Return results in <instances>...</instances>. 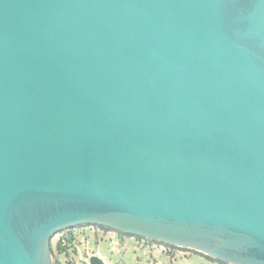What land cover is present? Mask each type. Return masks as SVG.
I'll use <instances>...</instances> for the list:
<instances>
[{
    "label": "water",
    "instance_id": "95a60500",
    "mask_svg": "<svg viewBox=\"0 0 264 264\" xmlns=\"http://www.w3.org/2000/svg\"><path fill=\"white\" fill-rule=\"evenodd\" d=\"M80 225L264 264V0H0V264Z\"/></svg>",
    "mask_w": 264,
    "mask_h": 264
},
{
    "label": "rangeland",
    "instance_id": "374dc122",
    "mask_svg": "<svg viewBox=\"0 0 264 264\" xmlns=\"http://www.w3.org/2000/svg\"><path fill=\"white\" fill-rule=\"evenodd\" d=\"M81 228H74L75 232L83 236L88 234L89 237L78 235L80 243H72L73 245L66 252L57 249L56 258L60 264H87L88 261L90 262V257L94 255L103 259L105 264H191L179 260V257L186 253L174 250V253L178 255L169 257L172 249L157 242L138 241L137 236L121 234L113 230L107 231L103 228L98 229L93 226ZM96 234L99 235L98 239L95 238ZM115 234L124 241V244H121L122 247L119 246L120 241ZM60 236V234L55 235L54 241ZM89 238L90 241H88ZM197 262H199L198 259ZM208 264L219 263L211 261Z\"/></svg>",
    "mask_w": 264,
    "mask_h": 264
},
{
    "label": "trees",
    "instance_id": "16d2710c",
    "mask_svg": "<svg viewBox=\"0 0 264 264\" xmlns=\"http://www.w3.org/2000/svg\"><path fill=\"white\" fill-rule=\"evenodd\" d=\"M77 227H82L81 229L85 228L86 226H83V225H80V226H77ZM94 228H103L104 230H112V229H109V228H106V227H102V226H93ZM76 229V227H74ZM74 228H70V229H67V230H64V231H61L59 234L61 235L56 241H54V238H52V241H51V250H52V255H53V260H54V263L55 264H60L59 261H57V258H56V253H57V249H60L61 251L63 252H66L70 249V247L73 245V244H76V242H78V238H77V233L75 232V229ZM115 231V230H113ZM79 232V231H78ZM86 233V231H84ZM117 232V231H115ZM119 233V232H118ZM87 234V233H86ZM121 234H124V233H121ZM88 235V234H87ZM127 235V234H126ZM96 239L99 238V235L96 234L95 236ZM62 239H66L70 246L68 245H63L62 244ZM137 239L141 240L143 238L141 237H138L137 236ZM143 240H147L149 242H157V243H160L158 241H154V240H148V239H143ZM97 241V240H96ZM73 243V244H72ZM162 245H167V244H163V243H160ZM168 246H173V245H168ZM175 248H181V247H177V246H173ZM181 249H187V250H191L195 253H198V254H204V253H201V252H198V251H195L193 249H189V248H181ZM206 257L218 262V263H221V264H228V263H224L222 261H219L217 259H214L212 258L211 256L209 255H206L204 254Z\"/></svg>",
    "mask_w": 264,
    "mask_h": 264
},
{
    "label": "flooded vegetation",
    "instance_id": "af4514ba",
    "mask_svg": "<svg viewBox=\"0 0 264 264\" xmlns=\"http://www.w3.org/2000/svg\"><path fill=\"white\" fill-rule=\"evenodd\" d=\"M107 231H109V230H107ZM116 237L120 241V242L118 241L119 242V246L122 247L121 244H124V241L122 239H120L117 235H116ZM141 240H143V239H141ZM138 241H139V239H138ZM166 246L169 247L170 249H172L171 254L169 255V257H171L172 255L175 257L176 255H178V254L174 253V250H178V251H182V252L186 253V255L180 256L179 260L190 262L191 264H208V263H211V261L216 262V261L206 257L204 254H198V253H195V252H193L191 250L175 248L173 246H168V245H166ZM197 259H198L199 262H197ZM219 264H221V263H219Z\"/></svg>",
    "mask_w": 264,
    "mask_h": 264
},
{
    "label": "built area",
    "instance_id": "2783aa9c",
    "mask_svg": "<svg viewBox=\"0 0 264 264\" xmlns=\"http://www.w3.org/2000/svg\"><path fill=\"white\" fill-rule=\"evenodd\" d=\"M78 233H80V231ZM78 235L83 236V234H77L78 242H76V244L80 243V238H79ZM57 236H59V233L57 234ZM83 237H87L88 238L89 235H86V236H83ZM88 241H90V238L88 239ZM62 244L70 246L69 242L66 239H62ZM163 246H166V245H163ZM76 250H77V245H76ZM87 264H90V262L88 261Z\"/></svg>",
    "mask_w": 264,
    "mask_h": 264
}]
</instances>
